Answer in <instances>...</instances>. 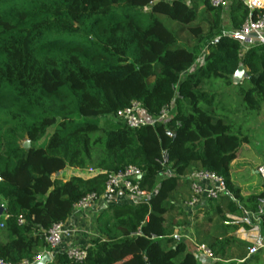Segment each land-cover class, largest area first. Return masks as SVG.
Instances as JSON below:
<instances>
[{"label":"trees","instance_id":"16d2710c","mask_svg":"<svg viewBox=\"0 0 264 264\" xmlns=\"http://www.w3.org/2000/svg\"><path fill=\"white\" fill-rule=\"evenodd\" d=\"M225 9L210 0H0V199L9 215L0 260L49 253L46 233L129 167L143 173L145 201L104 211L84 262L57 251L49 264H199L180 237L189 176L199 171L223 178L228 194L207 202L214 214L197 225V244L215 264L246 258L232 218L262 208L264 234V189L243 197L231 168L250 129L223 115L206 87L212 79L238 86L242 114H261L264 45L244 51L229 37L250 15L242 0ZM241 66L247 87L233 81ZM133 102L155 119L167 107L174 113L139 129L109 119ZM69 169L94 173L57 177Z\"/></svg>","mask_w":264,"mask_h":264},{"label":"built area","instance_id":"2783aa9c","mask_svg":"<svg viewBox=\"0 0 264 264\" xmlns=\"http://www.w3.org/2000/svg\"><path fill=\"white\" fill-rule=\"evenodd\" d=\"M233 0H210L211 6L214 8H227ZM248 7L250 15L240 30H233L229 37L237 40L243 47L244 51H248L253 46L264 45V0H242ZM255 12H257L255 14ZM256 35V37H251ZM173 107L164 108L158 118L150 117L142 107L140 102H133L131 106L125 110L119 111L115 116H109L113 120H117L125 124L131 129H139L147 125L153 126L156 122H166L171 117ZM144 113L145 118L142 116ZM166 160V159H165ZM93 174V171H89ZM143 173L135 168H126L123 172L110 174L106 183L105 194L102 196H124L132 205L142 203L146 199V195L139 187L140 179ZM191 180V188L193 191L192 200L186 204L187 209H196L203 202L216 200L223 194H228V190L223 178L208 171H199L189 176ZM95 194H90L78 202L73 211L91 212L97 206L98 201L102 198ZM263 203V202H262ZM261 215L263 209L259 208L258 212H244L239 218L233 217L234 224L238 226V233L242 235L248 242V257L258 254H264V234L262 232ZM9 219L5 204L0 211V229H4ZM23 224V221H19ZM95 223V222H94ZM93 227V224H91ZM91 230L95 234L97 228ZM89 233V235L92 233ZM80 230H74L66 226V223L55 224L45 235L46 243L50 248L48 253L51 257L57 252L64 242L71 238L74 233ZM96 238V236L94 237ZM88 248L72 247L65 250L66 257L75 263H82L86 260ZM197 252L204 254L209 258H213L212 253L205 246L197 244ZM40 259L38 257L34 262L23 261L19 264H34ZM0 264H13L5 260H0Z\"/></svg>","mask_w":264,"mask_h":264},{"label":"rangeland","instance_id":"374dc122","mask_svg":"<svg viewBox=\"0 0 264 264\" xmlns=\"http://www.w3.org/2000/svg\"><path fill=\"white\" fill-rule=\"evenodd\" d=\"M224 21L226 26L229 25V20L226 14ZM167 24L173 30H177L176 25H171L168 22ZM180 41L182 44H186L189 48L192 46L191 37L186 33H182L180 35ZM247 86L248 84L245 83L244 87ZM206 90L210 93L218 95L216 103L218 104V108H221V111H224L222 112L223 115L227 116L231 120L239 122L240 124H247V127L250 129V144L242 147L238 158L232 164L231 178L234 182V185L241 191V195L243 197H247L252 193H258L262 191L264 189V110L257 116H247L246 114H242L243 109H245L246 106L239 94L240 87L235 86L227 88L224 81L221 79H212L207 82ZM171 111L172 116L174 113L173 109ZM142 116L145 118L144 113ZM48 139L49 135L45 137L43 143H47ZM85 176L89 177L90 173H86ZM60 177L66 178L68 175L65 173V176L63 175ZM3 206L4 203L0 199V211L2 210ZM193 210L194 213H192L191 216H195L200 211L198 208ZM92 224L96 229L97 224L94 222ZM98 235L99 233L97 230L95 236L97 237ZM4 240L5 235H1L0 241Z\"/></svg>","mask_w":264,"mask_h":264},{"label":"crops","instance_id":"0c3cea01","mask_svg":"<svg viewBox=\"0 0 264 264\" xmlns=\"http://www.w3.org/2000/svg\"><path fill=\"white\" fill-rule=\"evenodd\" d=\"M233 31V29L231 30ZM245 72L247 70L245 69ZM247 78H244L242 83H246ZM67 173L68 177L63 178L60 176H65ZM88 172H82L78 170L69 169L64 172H61L57 175L59 179L67 180L71 176H81L83 178L86 177L85 174ZM124 204H131V202L124 196H104L102 197L94 210L91 212H83V211H73L69 218L67 219L66 226L74 229L80 230V232H76L72 235L71 238L67 239L64 242V245L60 247L58 250L59 252H64L65 250L72 248V247H82V248H89L94 240V233L91 230L92 223L95 222L97 224L99 217L101 214L106 211L111 206L115 205H124ZM200 210L195 216H191L194 213L193 209L185 208L186 214L188 216L189 222L187 227L183 230L182 235L180 237L189 243L190 249L195 253L199 264H215L217 261L213 258H209L204 254H199L197 252V235H196V227L199 224H203L206 222L208 217L213 216V211L207 202H203V204L198 207ZM193 211V212H192ZM95 219V220H94ZM93 228V227H92ZM238 228L232 232V235L239 240H242L248 244L247 241L242 237L240 233H238ZM92 233L89 235V233ZM236 264H264V254H258L253 257H248V254L245 259L235 261ZM222 264H230L229 261H222Z\"/></svg>","mask_w":264,"mask_h":264},{"label":"water","instance_id":"95a60500","mask_svg":"<svg viewBox=\"0 0 264 264\" xmlns=\"http://www.w3.org/2000/svg\"><path fill=\"white\" fill-rule=\"evenodd\" d=\"M251 37H256V35H251ZM244 78H247V74L245 72V68L241 66L233 76L234 84L241 85ZM30 147H31V143L27 141L24 145V148L29 149ZM51 261H52V257L48 253H45L34 264H49Z\"/></svg>","mask_w":264,"mask_h":264}]
</instances>
